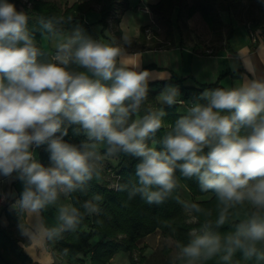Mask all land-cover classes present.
I'll list each match as a JSON object with an SVG mask.
<instances>
[{"label":"clouds","instance_id":"obj_1","mask_svg":"<svg viewBox=\"0 0 264 264\" xmlns=\"http://www.w3.org/2000/svg\"><path fill=\"white\" fill-rule=\"evenodd\" d=\"M37 23L52 51L38 45L27 12L0 0V177L22 184L18 198L0 191V203L12 198V209L36 217L31 227L18 224L28 246L99 215V194L85 200L83 210L71 196L100 179L106 160L124 155L138 161L136 183L129 189L116 179L110 187L127 190L129 199L140 195L149 204L164 203L179 186L177 173L195 177L201 192L215 194V220L199 204L178 201L199 227L190 230L187 244H177L175 261L202 264L218 257L220 264H241L233 259L240 253L246 264H264V78L248 70L239 83L205 89L192 101L166 85L156 97L161 107L141 114L150 81L170 76L132 62L128 37L122 44L106 42L79 25L65 30L57 17L41 16ZM178 104L184 114L157 140L165 128L163 106ZM70 129L83 137L79 143L65 139ZM42 147L48 165L38 159ZM50 207L57 214L47 225L40 216ZM192 213L209 218L199 223ZM225 225L232 227L222 235L218 230Z\"/></svg>","mask_w":264,"mask_h":264},{"label":"trees","instance_id":"obj_2","mask_svg":"<svg viewBox=\"0 0 264 264\" xmlns=\"http://www.w3.org/2000/svg\"><path fill=\"white\" fill-rule=\"evenodd\" d=\"M263 2V0H261ZM15 4L17 10L27 12L29 16V29L33 32L35 39H41V29L37 21L41 16L62 18L66 23L62 26L65 30L70 27L79 25L91 35L93 33V23H88L84 18V14L93 10L95 5L100 6L99 23L104 29L109 28L108 19L115 13V26L118 27L116 33L121 34L119 24L121 22L124 11H127L129 4L127 0H90L85 3H74L69 6L65 0L59 3L50 0H8ZM241 0H205L202 3V14L208 26L214 29H220L223 22L220 18L222 11H237L241 5ZM152 10L157 14L166 25L171 26V17L176 8L179 14L183 13L182 9H187L188 16H192L198 12L196 5H189L186 0H159L153 5ZM180 17V16H178ZM69 18L71 22L68 23ZM249 25L250 33L256 32L260 28L261 22L251 19ZM233 28L227 35V47L230 48V42L233 38ZM170 45L148 44V40L144 31L140 33V45L142 49H159L169 48L176 44L182 45V41L176 43L174 38L170 37ZM194 50H199L194 48ZM204 52L205 50H200ZM46 58V57H43ZM166 85H173L179 88L181 99L192 101L199 97L200 93L205 89L222 87L219 83L211 85H187L183 79L168 80L165 82L149 83V100L141 108V114L148 108L161 107L157 104V95L165 88ZM167 112L164 118L165 128L156 134V139L168 130V127L183 114L178 113V105L172 107L163 106ZM73 143H79L83 137L72 136L71 129L69 136L65 138ZM152 146V142L149 141ZM41 162L46 165L49 160V154L46 151L40 153ZM103 172L99 180L95 177L86 182L83 190L73 193L71 203L81 208L82 203L91 199L94 195L99 194L102 199L99 201V215L85 216L75 231H69L62 236L53 239H47L48 248L56 256L53 264H110L113 258L120 254H129L130 264H146L147 257L145 251L146 245L142 247L139 243L148 236L160 232L165 237L173 238L177 244H187L189 242L188 233L194 227H199L197 222H189L188 214L185 213L182 204L178 201H191L200 205L205 211L212 213L211 219L215 220L217 215V201L215 194L212 192L203 193L200 191L199 183L195 177L185 179L177 173L179 186L172 192L170 197L164 203L156 205L149 204L140 195L129 199L128 191L112 190L111 183L119 178L121 183L128 185L129 189L136 183L135 165L137 159L121 155L113 160L105 161ZM115 175L116 178L111 181L106 178ZM181 188L186 191L187 198L180 193ZM81 210H83L81 208ZM241 216L244 210L241 209ZM4 216L7 220V226H0V264H41L34 260L25 250L28 246L26 238L20 235L18 224H25L26 217L17 210H9L6 206L3 209ZM199 216V223H202L206 217L203 213H192ZM231 225H225L218 231L223 235L230 230ZM97 238L94 242L93 238ZM169 251V250H167ZM240 260L242 256L237 253L233 258ZM164 264H171L167 261ZM180 264V262H179ZM202 264H220L219 258L202 262ZM247 264H256L255 260L247 262Z\"/></svg>","mask_w":264,"mask_h":264},{"label":"rangeland","instance_id":"obj_3","mask_svg":"<svg viewBox=\"0 0 264 264\" xmlns=\"http://www.w3.org/2000/svg\"><path fill=\"white\" fill-rule=\"evenodd\" d=\"M26 1L23 0V2ZM57 1L60 2V0ZM127 1L129 8L125 11L126 14H124L119 26L121 34L116 33L118 27H114L115 18H117L115 13L108 19L110 27L107 29H104L102 24L98 22L101 17L100 14H97V16L90 14L87 22L94 24L93 33L96 38L103 39L106 42H119L123 41L124 37H128L131 40V47L138 46L141 48L137 37L143 30L149 45L153 43L165 46L170 45V37H172L176 43L182 41L187 46L196 47L199 50H210L215 54L226 49L227 35L232 28L236 35V40H241L240 37L247 34V28L249 29V25H251L250 20L254 18L261 22L260 28L254 32V35H257L259 40L264 39V0L263 2L261 0H241L242 3L238 6L237 11H222L219 15L223 22L220 29L209 27L208 22L205 21L202 14V3L205 0H186L188 6L196 5L198 12L189 17L187 9H182L183 13L179 14V9L176 8L171 17V26L166 25L157 14L151 11V7L158 0H147V2L146 0ZM146 7L149 8L150 14L143 11ZM94 18L96 19L94 20ZM73 27L67 30L70 31ZM146 29L149 30L148 34L145 33ZM42 43L47 48V51H52L51 45L47 41L43 40ZM178 113L184 114L183 105H179ZM106 178L111 181L114 176L106 174ZM180 193L185 199L187 198L186 191L183 188H181ZM44 213L47 223L53 224L56 220L57 210L50 207ZM93 241L96 242L97 238H93ZM143 245L147 247L145 251L146 264H164L167 261H170L171 264H179V261L174 260L179 249L177 242L173 238L165 237L158 231L139 243L140 247ZM110 264H129V254L120 253L116 255Z\"/></svg>","mask_w":264,"mask_h":264},{"label":"crops","instance_id":"obj_4","mask_svg":"<svg viewBox=\"0 0 264 264\" xmlns=\"http://www.w3.org/2000/svg\"><path fill=\"white\" fill-rule=\"evenodd\" d=\"M50 1L59 3L57 0ZM89 1L90 0H65L69 6L74 3L81 4ZM99 12L100 6L95 5L94 10L85 13L86 15H84V18L88 20L90 14H95V16H97V14H100ZM124 14H126L125 11L123 16ZM96 18H94V20ZM137 38L139 40L140 35ZM240 38L241 40L237 41L236 35L233 34L230 48L223 49L215 54H206L200 50H194V47L185 44H176L169 48L159 49H142L137 46L130 47L127 51L132 62L141 61L142 69H147L159 75L167 76L169 74L170 76V78L162 80L157 79L155 82L183 79L187 85L198 86L219 83L222 87H231L239 83L242 77L248 78V70H250L252 75L264 78V39L259 40L257 43H253L248 28L247 34ZM42 42V38L37 41L38 45L44 47ZM122 42V40L119 41L121 44ZM138 43L140 46V41ZM44 48L47 50L46 47ZM242 60L247 62V70L245 69V65L241 62ZM150 83H154V81H150ZM36 151L38 159L41 161L40 153L45 150L42 147ZM48 164L49 160L46 165ZM0 191L14 193L15 198H18L22 191V184L19 181L9 183L4 180L3 177H0ZM12 202L13 199L10 198L8 201L0 203V226H7L8 223L6 217L2 213L6 206L9 210H17L11 208ZM61 202H65L63 197H61ZM51 208L56 210L55 207ZM40 221L44 224L51 225V223H47L45 213H41ZM26 223L29 227L33 226L36 223V217H32L31 219L26 218ZM33 230L35 231V228H33ZM25 250L34 260L41 264H53L56 261L55 254L48 248L46 237L42 238L38 245H33L31 247L27 246Z\"/></svg>","mask_w":264,"mask_h":264},{"label":"built area","instance_id":"obj_5","mask_svg":"<svg viewBox=\"0 0 264 264\" xmlns=\"http://www.w3.org/2000/svg\"><path fill=\"white\" fill-rule=\"evenodd\" d=\"M147 8V7H146ZM145 8V9H146ZM145 9L143 10L145 13H147V14H150V10H149V8H147L148 9V11H145ZM145 33H149V30H145ZM250 37H251V40H252V42L253 43H257V42H259V38H258V36L257 35H254V33H251L250 34ZM204 53H206V54H211L212 53V51H210V50H205L204 51ZM114 176V178H116L115 177V175H113ZM116 179H119V178H116ZM115 181H113L112 183H111V185L114 183Z\"/></svg>","mask_w":264,"mask_h":264}]
</instances>
